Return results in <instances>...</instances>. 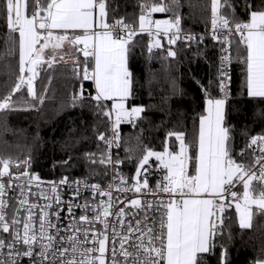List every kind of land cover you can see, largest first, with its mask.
Instances as JSON below:
<instances>
[{
  "label": "snow or ice",
  "instance_id": "6c2138e0",
  "mask_svg": "<svg viewBox=\"0 0 264 264\" xmlns=\"http://www.w3.org/2000/svg\"><path fill=\"white\" fill-rule=\"evenodd\" d=\"M29 3L32 8L29 14ZM178 5V0H169L168 4H157L154 0H143L140 4L139 32L147 31L152 35V25H155L156 35L171 32L169 44H175L180 36V17L174 20L153 21L151 14L156 12L171 11ZM245 12L248 20H240L235 16L234 0H211V25L212 38L231 47L230 36L238 33L240 43L245 46L246 56L242 62L246 65V89L249 97L264 98V0H245ZM0 8L6 19V26L11 36L8 37L10 47L7 54L12 55L18 46V71L17 81L11 91L0 97V111L13 107V96L23 87L33 99L43 103V95L37 97L34 81L38 68L42 64L52 66L56 50L69 45H83L82 49L86 58L83 67V79L93 80L95 96L88 97L96 101L97 107H102V101H112L111 109L104 111V115L112 121V138L106 139L103 133L99 139L109 147L113 143L119 146V126L122 122L133 123L145 112L142 106H128V100L133 96V74L128 68L130 53L129 45L137 34V29L132 23H126L124 17L112 16L109 23V0H0ZM115 9H111L115 13ZM98 27L101 31L94 30ZM55 30H62L64 34H54ZM80 30L82 34L70 36L69 31ZM174 30V31H173ZM225 32L223 39L217 34ZM18 34V36L16 35ZM191 41L196 37H184ZM201 40L203 37L200 38ZM43 41V43H41ZM156 47H161L157 39L149 44V52ZM229 48L222 51L228 53ZM46 50H50L49 59H45ZM170 57H175L176 52L168 50ZM94 59V68L88 69L87 58ZM62 59V57H61ZM231 62V56L225 54L221 57L222 68L218 77V87L223 93V98L206 100V115L199 118L198 151L195 156L194 174L187 172L189 145L185 143L183 132H169L168 136H175L180 142V152L173 154L165 149L163 153L147 150L146 154L138 160L135 184L131 188L118 187L117 191H132L141 193L148 190L153 195L156 191L178 196V199L160 201L159 221L153 218L149 224V217L145 214L143 219L132 221L125 219L124 208L113 212L114 203L110 189L105 190L99 184L85 185L90 187L95 194L107 196L108 201L83 205L68 204V213L73 218L67 227L61 228L58 223H53V218L60 220V210L52 211L49 202L41 208L37 218L33 209L40 207L29 204L27 199H21V207L16 209V214L9 218L6 209L9 207L7 192L12 188V181L19 180L21 175L29 180H39L38 176H29L27 171L13 176L10 168L12 161L0 159V264H21L25 258L28 264H206L204 257L213 255L217 245L215 237L218 228L223 223L221 214L224 212L225 193L236 182L243 185V205L236 204L239 213L241 228H250L252 221V206L264 213V133L251 136L247 147L255 146L259 155L254 157L251 166L237 162L230 152V128L225 125V105L228 98L227 81L230 79L223 65ZM79 75V73H77ZM210 81V85H211ZM85 99L83 87L74 102ZM243 155V151L240 153ZM89 157L95 154H88ZM155 157L161 165L168 170L163 177L166 183H157L156 189L149 188L145 167L150 157ZM96 161L93 160V163ZM101 164L113 163L111 156H102ZM25 164L28 162L25 161ZM67 163V161H65ZM259 165L258 173L255 170ZM19 166V165H15ZM9 177L7 183L4 177ZM141 176H144L141 181ZM254 182L262 185L256 192ZM64 177L59 184H68ZM77 185L81 182L76 181ZM127 181L121 177V185ZM24 196V186L17 185ZM51 192L57 193V185L52 184ZM77 188L76 195H79ZM237 198L236 192L230 193ZM207 196L209 198H201ZM46 200L52 198L44 196ZM56 204H60L58 195L54 196ZM123 203V202H122ZM130 205L141 208L142 201L133 199ZM25 209L27 216L21 220L18 216L21 208ZM82 208L85 214L75 218L73 208ZM145 207L153 208L152 202H146ZM91 212L92 215L87 213ZM115 216L116 222L110 223L109 217ZM102 225L98 229L96 225ZM119 226V230L118 227ZM222 247V246H221ZM220 264H228L227 249L222 247ZM257 264H264L258 261Z\"/></svg>",
  "mask_w": 264,
  "mask_h": 264
},
{
  "label": "trees",
  "instance_id": "16d2710c",
  "mask_svg": "<svg viewBox=\"0 0 264 264\" xmlns=\"http://www.w3.org/2000/svg\"><path fill=\"white\" fill-rule=\"evenodd\" d=\"M142 2L109 0V20L113 15L124 17L126 22L139 27ZM154 2L159 4L162 0ZM163 3L168 4L169 0ZM234 3L235 16L248 20L245 0H234ZM31 8L29 3V13ZM113 8L115 13L111 12ZM177 15L186 31L203 29L210 20L211 0H178L171 11L154 13L156 17L171 20ZM11 35L0 8V97L11 91L19 75L18 46L12 55L7 54ZM161 37V47H154L151 52L152 35L147 31L138 33L129 45L128 68L133 74V96L127 103L129 107L142 106L145 112L133 123L120 124L115 159L132 175L147 150L165 151L167 148L176 154L180 151V142L175 136H168L169 132L185 134V143L190 146V171L194 172L199 118L205 114L207 106L205 89L212 98H223L218 87L220 46L216 40L205 34L202 40L195 42L169 44L165 36ZM70 46V54L55 58L51 67L46 64L34 81L38 93L48 68L49 82L40 93L43 103L29 96L27 88L23 87L13 96V103L18 106L0 111V159L12 161L11 172L27 171L44 179L67 177L103 182L110 164L99 161L110 154L105 142L98 137L103 133L108 139L110 135V119L103 113L110 110L111 101H102V107H97L96 101L88 98L95 96V84L91 79H83L86 58L80 46ZM169 49L176 52L175 57L167 55ZM231 55V84L225 105V125L231 135L230 154L233 159L252 163L247 145L251 136L264 133V98L247 95L246 65L242 62L246 50L238 35L232 38ZM87 61L90 66L91 57ZM81 86L85 99L74 102L73 97L79 95ZM242 149H245L243 155L240 154ZM88 154L95 155L89 157ZM157 161L153 157L149 162L157 164ZM254 187L258 193L262 185L254 182ZM242 188L241 184L240 194ZM236 199L226 200L221 214L223 223L215 237L217 247L213 255L204 257L206 264H220L222 247L227 249L228 264H257L264 260V213L253 206L252 226L241 228Z\"/></svg>",
  "mask_w": 264,
  "mask_h": 264
},
{
  "label": "built area",
  "instance_id": "2783aa9c",
  "mask_svg": "<svg viewBox=\"0 0 264 264\" xmlns=\"http://www.w3.org/2000/svg\"><path fill=\"white\" fill-rule=\"evenodd\" d=\"M116 18H120V17H116ZM153 18H154V13L151 14V19L153 20ZM111 22H112V20H110L109 23H111ZM126 23H128V22H126ZM134 27H136V26H134ZM136 29H137V34L140 33L139 27H136ZM151 30L153 33L152 34V37H153V35L156 34L155 33L156 29L152 27ZM205 34L210 35L212 37L211 15H210V20H209L208 25L205 28L200 29V30L186 31L184 29L183 23L180 19V36H181V38L179 40H177L176 42H179V41H184L187 43L195 42V41L200 40V38L203 37ZM217 34L221 37V39H223L224 35H226V33L223 31L218 32ZM159 35L160 36L163 35L169 40V36H171V32L168 33V35H165L163 32H161ZM189 35L195 36L196 39L189 41V40L184 38V37L189 36ZM234 35H238L239 39H241L240 35L238 33H236ZM234 35L229 37V39H231V41H232V38ZM216 41L219 43V46H220L221 57L225 54H228L231 56V62H232V55H231L232 43H231V47L229 48V46L227 44H222L219 40H216ZM223 48H229L228 53L223 52L222 51ZM231 62L223 65V69L227 72L228 76L230 77V79L227 81V89H226L228 94L230 92L229 89H230V84H231V73H230ZM221 68H222V65H221ZM88 69H89V66H88ZM89 72H90V69H89ZM110 126H111L110 127L111 131H110V135H109L108 139L112 138V121L111 120H110ZM106 148H107V150L111 156L112 162H113L110 164V173H109V175L112 174V177L111 178L107 177V179L103 182L85 180V179H81V178H68L69 183L61 185V184H59V181L64 177H59V178H52V179L39 178L38 181L32 180L31 183L29 184V180L22 175H21L19 180H13L12 181V188L8 190L7 196L5 197V199H7L8 204H9V207L6 209L9 218H11L12 215L16 214L17 208L21 207L19 204V201L21 199H27L29 204H36V205L40 206V207L34 208L32 210L35 217L37 218V227H38V217L40 215L41 208L45 204L51 202L52 203V211H55L57 209L60 210V220L57 222L55 220V218H53V223H58L61 228H65V227H67L69 221L73 218L72 216L69 215L68 210H67L69 203H71L73 205H76V204L83 205L86 201L90 204L99 203L100 201H105V202L108 201L107 196H100L99 194H95V198H94V194H93L91 188L85 187V185L99 184V185H101V187L103 189L109 190L108 185L111 184L113 186L110 189L111 195H112V201L114 203V207L112 209L113 212L118 211L120 208H124V210L127 214L125 219L127 221H132L133 225L135 224L136 219H143L145 214L149 217V224H151V220L153 218H155L157 220V223H158L159 217H160V212L162 211V209H160L159 202L160 201L167 202L170 199H178L179 197L178 196H170L168 193H164V192H161L158 190L156 191L155 195H153L148 190H142L141 193H136L134 190H132V191H117L116 189L118 187L131 188L132 185L135 184L136 181H135L134 177L136 176V171L132 175V174L127 173L126 171H124L120 167L117 160L115 159L116 143H113L111 145V147H109L106 144ZM250 150L252 153V163H253L254 157L259 155L260 153H259L258 149L255 148V146L250 148ZM241 151L245 152V149H242ZM188 155H189V157H191L190 148L188 150ZM235 160L237 162L245 163L249 166L252 165V163H248L247 160H245V159H242V160L241 159L240 160L235 159ZM190 162H191V159H189V161L187 162V172L189 175H193L194 173H192L190 171ZM145 167L148 169V172L144 173V175L147 176L150 189H156V185L158 182H160L161 184L166 183V181L163 180V177L168 174V170L166 168H164L161 164H158V163L153 164V163L149 162L148 165H146ZM258 169H259V165H257L255 168V170H257V173H258ZM23 172H25V171L15 172V173H12V175L17 176ZM29 176H33V175H31L29 173ZM121 177H123L127 181V184L121 185ZM143 178H144V176H141V181L143 180ZM3 179H4L5 183H7V181L9 180V177L5 176ZM76 181H80L81 183L79 185H77L75 183ZM53 183H55L57 185V193L56 194H53L51 192V187H52ZM241 184H242L241 182H236L234 184V186L230 187L229 192L225 193V199L222 201L224 206H225L227 199H236V198H233L231 196V194H230L231 192H236L237 197L239 196V194H240L239 188H240ZM17 185H23L24 186V193H25L24 196H21V189L19 187H17ZM77 188H79V193H80L79 195H76ZM56 195H58L60 198V201H61L60 204H56V202H55L54 196H56ZM44 196L50 197V198H52V200L51 201L46 200L43 198ZM133 199H140L142 201L141 208H139V209L134 208L130 205L129 202ZM146 202H152L153 208H151V209L146 208L145 207ZM26 208H27V205L23 206V208H21V211L18 214V216L21 220H23L27 216V211L25 210ZM73 213H74L75 218H77V219L79 218L80 215L85 214L83 212L82 208H75V207L73 208ZM87 214L90 216L92 215L91 212H88ZM108 219H109L110 223L116 222L115 216H110ZM96 227L98 229H101L102 225L98 224V225H96ZM117 227L119 230V226H117ZM0 236H4L7 238L8 234L0 233ZM21 264H28L27 259L25 258L24 260H22Z\"/></svg>",
  "mask_w": 264,
  "mask_h": 264
},
{
  "label": "rangeland",
  "instance_id": "374dc122",
  "mask_svg": "<svg viewBox=\"0 0 264 264\" xmlns=\"http://www.w3.org/2000/svg\"><path fill=\"white\" fill-rule=\"evenodd\" d=\"M29 14H30V13H29ZM163 20H170V19L167 18V17H154V19H153V21H163ZM152 27L155 28V25L153 24ZM155 29H156V28H155ZM155 33H156V32H155ZM157 39L160 40V35H156V34H154L153 37H152V39H151V44L155 43V41H156ZM41 43H43V41H41ZM70 48H71V46H70L69 44L65 43V45L63 46V48L56 50L55 58H58V57H60V56H66L67 54H70ZM49 51H50V50H46L45 59H47L48 57H50V56L48 55ZM91 59H92V64L89 66L90 72H91V71L93 70V68H94V59H93L92 57H91ZM45 65H46V63H45V64H42V65L38 68V73H40L41 70H42V71L45 70V68H44ZM46 70H47V71H45V74H44V76H43L42 82H41L40 87H39V92L37 93V94H38L37 97H39V96L41 95L40 93H42L43 90L46 89V87H47V85H48V82H49V71H48V68H46ZM93 82H94V81H93ZM37 100H39V99H36V101H37ZM16 106H18V105L15 104V103H13V107H16ZM134 106H139V105H134ZM168 151H169V150H168ZM154 152H160V153H163L164 151H154ZM169 152H171V151H169ZM171 153L176 154V153H174V152H171ZM153 157H154V156H153ZM153 157H150V159L153 158ZM154 158H155V157H154ZM150 159H149V161H150ZM159 162H160V161H159ZM243 192H244V189L242 188L241 195L235 200V205H236L237 203H240L241 205H243V199H242V197H243ZM253 206H254V205H253ZM253 206H252V207H253ZM238 214H239V213H238ZM263 261H264V260H263Z\"/></svg>",
  "mask_w": 264,
  "mask_h": 264
},
{
  "label": "crops",
  "instance_id": "0c3cea01",
  "mask_svg": "<svg viewBox=\"0 0 264 264\" xmlns=\"http://www.w3.org/2000/svg\"><path fill=\"white\" fill-rule=\"evenodd\" d=\"M154 17H156V16H154ZM154 19V18H153ZM170 19V18H169ZM171 20V19H170ZM108 22H110V20L108 21ZM94 30H96V31H101V29H99L98 27H94ZM54 34H57V35H59V34H64L63 32H62V30H55V32H54ZM69 35H76V34H82L81 33V31L80 30H76L75 32H72L71 30L69 31V33H68ZM161 39H162V37L160 36V40L159 41H161ZM80 46V48H83L84 46L81 44V45H79ZM111 105H112V101L110 102V109H111ZM207 107V106H206ZM204 115H206V112H205V114ZM197 151H198V148H197ZM180 152V151H179ZM178 152V153H179ZM177 153V154H178ZM157 163L158 164H161L159 161H157ZM192 173H194V172H192ZM241 195V194H240ZM239 195V196H240ZM201 198H209V197H207V196H202Z\"/></svg>",
  "mask_w": 264,
  "mask_h": 264
},
{
  "label": "bare ground",
  "instance_id": "6f19581e",
  "mask_svg": "<svg viewBox=\"0 0 264 264\" xmlns=\"http://www.w3.org/2000/svg\"><path fill=\"white\" fill-rule=\"evenodd\" d=\"M220 70H221V52H220ZM230 73H231V70H230ZM11 173H15V172H11ZM109 173H110V165H109V171H108V176L107 177L108 178H111L112 177V174L109 175Z\"/></svg>",
  "mask_w": 264,
  "mask_h": 264
}]
</instances>
